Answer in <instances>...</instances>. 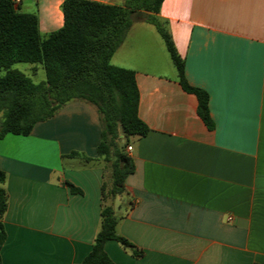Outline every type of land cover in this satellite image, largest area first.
<instances>
[{
    "label": "crops",
    "instance_id": "obj_1",
    "mask_svg": "<svg viewBox=\"0 0 264 264\" xmlns=\"http://www.w3.org/2000/svg\"><path fill=\"white\" fill-rule=\"evenodd\" d=\"M62 1L17 7L37 15L45 36L62 26ZM156 17L187 83L207 93L213 127L154 26L133 22L110 63L134 71L149 132L124 150L134 170L112 207L117 234L141 255L113 240L103 249L114 264H264V0H163ZM100 131L96 108L70 100L27 136L0 139L1 264H78L89 253L105 169Z\"/></svg>",
    "mask_w": 264,
    "mask_h": 264
},
{
    "label": "trees",
    "instance_id": "obj_2",
    "mask_svg": "<svg viewBox=\"0 0 264 264\" xmlns=\"http://www.w3.org/2000/svg\"><path fill=\"white\" fill-rule=\"evenodd\" d=\"M163 0H122L121 5L92 0H63L62 26L42 36L35 13L19 10L11 0H0V139L6 134L27 136L33 126L50 119L70 100H82L96 108L101 131L97 155L104 162L100 188V222L89 253L78 264H114L105 253L106 241L118 242L133 256L134 246L116 232L118 219L112 203L125 193V178L133 172L124 150L133 137H143L148 126L138 116L139 93L134 71L114 66L110 59L135 21L154 26L176 69L181 88L194 94L197 114L208 129L207 93L190 86L184 62L172 39L157 19ZM22 62L44 71V80L32 79L13 68ZM71 157L79 156L76 152ZM5 173L0 170V248L5 240L2 216L6 210ZM72 192H80L71 184ZM1 264V258H0Z\"/></svg>",
    "mask_w": 264,
    "mask_h": 264
},
{
    "label": "rangeland",
    "instance_id": "obj_3",
    "mask_svg": "<svg viewBox=\"0 0 264 264\" xmlns=\"http://www.w3.org/2000/svg\"><path fill=\"white\" fill-rule=\"evenodd\" d=\"M25 2H26V0H25ZM32 66L33 65L28 64V63L18 62V63L13 64L12 67L17 69V70H19V71H21L25 75L29 76L35 83H38V82L44 80V71H43V69H41V67L38 66L39 70L36 73V75L33 76L32 75V71H31Z\"/></svg>",
    "mask_w": 264,
    "mask_h": 264
},
{
    "label": "built area",
    "instance_id": "obj_4",
    "mask_svg": "<svg viewBox=\"0 0 264 264\" xmlns=\"http://www.w3.org/2000/svg\"><path fill=\"white\" fill-rule=\"evenodd\" d=\"M13 2V4L15 6H17L19 3H20V0H11ZM126 151H130L131 150V147L128 145L126 148H125Z\"/></svg>",
    "mask_w": 264,
    "mask_h": 264
}]
</instances>
